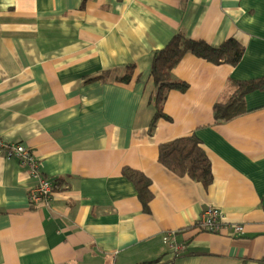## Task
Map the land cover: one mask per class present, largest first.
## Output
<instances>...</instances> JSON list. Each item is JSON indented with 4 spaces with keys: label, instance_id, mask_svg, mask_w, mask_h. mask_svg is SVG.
Listing matches in <instances>:
<instances>
[{
    "label": "crops",
    "instance_id": "0c3cea01",
    "mask_svg": "<svg viewBox=\"0 0 264 264\" xmlns=\"http://www.w3.org/2000/svg\"><path fill=\"white\" fill-rule=\"evenodd\" d=\"M180 33L245 54L235 67L185 55L172 75L188 90L168 94L170 120L151 130L153 56ZM260 78L264 0H0V139L58 185L35 209L37 179L0 153V264H264V90L233 120L214 115L233 81ZM193 133L209 187L159 162L162 143ZM125 168L149 179L148 212ZM210 207L244 233L201 231Z\"/></svg>",
    "mask_w": 264,
    "mask_h": 264
},
{
    "label": "trees",
    "instance_id": "16d2710c",
    "mask_svg": "<svg viewBox=\"0 0 264 264\" xmlns=\"http://www.w3.org/2000/svg\"><path fill=\"white\" fill-rule=\"evenodd\" d=\"M188 53L212 64H229L235 67L245 54V46L234 38L227 39L219 46H212L180 33L164 48L155 52L151 65V77L155 90L150 98V104L156 109V114L151 123V130L156 128L159 118L170 120L163 109L168 94L174 90L179 92L188 90L185 82L176 80L172 75L173 69ZM129 79L128 75L121 78L122 81H129ZM232 85L235 88L234 94L227 101L215 105L214 115L217 123L229 122L246 113V95L255 90H264V78L233 81ZM159 162L175 175L189 177L204 187H209L213 182L211 161L202 141L195 133L162 143L159 146ZM123 172L124 176L136 185L139 198L145 211L148 212L152 199L149 179L128 168H125Z\"/></svg>",
    "mask_w": 264,
    "mask_h": 264
},
{
    "label": "built area",
    "instance_id": "2783aa9c",
    "mask_svg": "<svg viewBox=\"0 0 264 264\" xmlns=\"http://www.w3.org/2000/svg\"><path fill=\"white\" fill-rule=\"evenodd\" d=\"M0 153L6 157L18 159L20 164L27 168L31 175L37 179V184L29 191V200L32 207L38 209L54 199L58 193L57 183L43 176L41 163L30 148L25 147L23 144L7 145L0 139ZM197 226L201 231L209 233H228L230 229H233L234 234L242 235L244 233L242 225L231 227L226 220V216L219 209L213 207L203 212ZM175 236V234H167L164 241L174 251L175 255L179 256L184 251L185 244L176 241Z\"/></svg>",
    "mask_w": 264,
    "mask_h": 264
}]
</instances>
